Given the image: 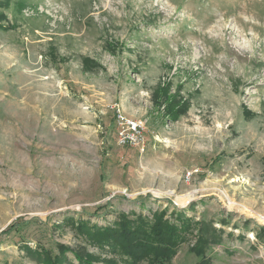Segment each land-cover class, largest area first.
<instances>
[{
    "label": "rangeland",
    "instance_id": "obj_1",
    "mask_svg": "<svg viewBox=\"0 0 264 264\" xmlns=\"http://www.w3.org/2000/svg\"><path fill=\"white\" fill-rule=\"evenodd\" d=\"M179 215L165 264H264V0H0V264H130L119 225Z\"/></svg>",
    "mask_w": 264,
    "mask_h": 264
},
{
    "label": "trees",
    "instance_id": "obj_2",
    "mask_svg": "<svg viewBox=\"0 0 264 264\" xmlns=\"http://www.w3.org/2000/svg\"><path fill=\"white\" fill-rule=\"evenodd\" d=\"M179 218L174 224L157 218L158 220L152 225V223L145 222L142 216L137 219L135 226L122 222L119 225L121 238L117 243V248L131 258L130 264H140L145 261L148 264H165L171 260L179 247L182 239L180 233L190 232L191 221L187 220L184 215H179ZM179 220L181 227L175 225ZM203 237L202 233L197 236L199 246H201ZM195 251L199 252L200 256L204 253L203 247Z\"/></svg>",
    "mask_w": 264,
    "mask_h": 264
},
{
    "label": "built area",
    "instance_id": "obj_3",
    "mask_svg": "<svg viewBox=\"0 0 264 264\" xmlns=\"http://www.w3.org/2000/svg\"><path fill=\"white\" fill-rule=\"evenodd\" d=\"M117 144L121 147H132L144 149L146 145L145 129L146 125L143 121H135L128 119L121 111H117ZM193 173L187 174L190 180Z\"/></svg>",
    "mask_w": 264,
    "mask_h": 264
},
{
    "label": "bare ground",
    "instance_id": "obj_4",
    "mask_svg": "<svg viewBox=\"0 0 264 264\" xmlns=\"http://www.w3.org/2000/svg\"><path fill=\"white\" fill-rule=\"evenodd\" d=\"M195 194H197V191L196 192H192V193H190L189 195H187V196H185V197H183V198H181V199H189V198H192Z\"/></svg>",
    "mask_w": 264,
    "mask_h": 264
}]
</instances>
